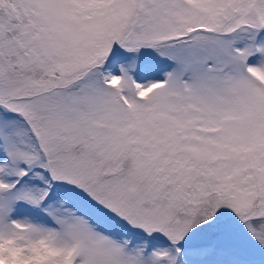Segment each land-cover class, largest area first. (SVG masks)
<instances>
[{
	"label": "snow or ice",
	"instance_id": "obj_1",
	"mask_svg": "<svg viewBox=\"0 0 264 264\" xmlns=\"http://www.w3.org/2000/svg\"><path fill=\"white\" fill-rule=\"evenodd\" d=\"M0 264H264V0H0Z\"/></svg>",
	"mask_w": 264,
	"mask_h": 264
}]
</instances>
